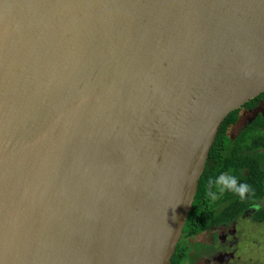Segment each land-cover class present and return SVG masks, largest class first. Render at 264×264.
Returning <instances> with one entry per match:
<instances>
[{"label":"water","instance_id":"water-1","mask_svg":"<svg viewBox=\"0 0 264 264\" xmlns=\"http://www.w3.org/2000/svg\"><path fill=\"white\" fill-rule=\"evenodd\" d=\"M262 93L264 0H0V264H169Z\"/></svg>","mask_w":264,"mask_h":264},{"label":"trees","instance_id":"trees-1","mask_svg":"<svg viewBox=\"0 0 264 264\" xmlns=\"http://www.w3.org/2000/svg\"><path fill=\"white\" fill-rule=\"evenodd\" d=\"M263 101L264 93L228 114L220 125L207 160H205V167L198 181L191 210L169 264H192L193 260L189 258L187 240L200 234L208 227L216 226L219 222L240 214L246 206L264 195V169L261 168L264 154H257L258 149L264 150V116H255L235 139L230 140L227 136L228 129L237 124L242 110H251ZM228 168L233 169V174L241 182L249 183L255 190V195L241 200L237 195L227 192L220 196L212 206H209L203 197L202 184L213 175L214 171H226ZM241 169H247V177L241 176ZM223 205L225 207L221 211L219 208ZM259 214L264 215V208L259 211ZM195 246V248L200 247L199 244H195Z\"/></svg>","mask_w":264,"mask_h":264},{"label":"flooded vegetation","instance_id":"flooded-vegetation-1","mask_svg":"<svg viewBox=\"0 0 264 264\" xmlns=\"http://www.w3.org/2000/svg\"><path fill=\"white\" fill-rule=\"evenodd\" d=\"M257 115H254L249 123ZM257 154H264V150L258 149ZM261 165V168L264 169V161ZM241 170V176L247 177V169ZM224 207L225 205L219 209L222 211ZM263 208L264 195L246 206L240 214L234 215L229 220L221 221L216 226L208 227L200 234L187 240L189 258L193 260L192 264L200 262L203 264H264V215L259 214ZM256 215L258 216L256 217ZM200 235L205 239L198 241L197 237ZM195 244H199L200 247L195 248ZM247 246L262 252H256L255 256H249L248 259L241 258L239 252L247 250Z\"/></svg>","mask_w":264,"mask_h":264},{"label":"clouds","instance_id":"clouds-1","mask_svg":"<svg viewBox=\"0 0 264 264\" xmlns=\"http://www.w3.org/2000/svg\"><path fill=\"white\" fill-rule=\"evenodd\" d=\"M202 191L209 206H212L220 196L227 192L237 195L241 200L255 195L252 186L247 182H241L233 174L232 168H228L226 171H214L213 175L203 182Z\"/></svg>","mask_w":264,"mask_h":264},{"label":"rangeland","instance_id":"rangeland-1","mask_svg":"<svg viewBox=\"0 0 264 264\" xmlns=\"http://www.w3.org/2000/svg\"><path fill=\"white\" fill-rule=\"evenodd\" d=\"M257 114H260V115H263L264 116V102L263 103H260L258 105L257 108L251 110L250 112L247 111V110H242L240 112V117H239V120L237 122V124H235L234 126L230 127L228 129V132H227V136L230 140H233L237 137V135L245 128L246 125H248L250 119L254 116V115H257ZM205 237L200 235L199 237H197V240L198 241H202L204 240ZM248 247V246H247ZM246 252V254H245ZM257 253H260L262 252L261 250L257 251L256 249L254 248H249L245 251H242V252H239L240 254V257L241 258H244L245 259H248L249 256H255V254ZM199 264H203V263H199Z\"/></svg>","mask_w":264,"mask_h":264}]
</instances>
